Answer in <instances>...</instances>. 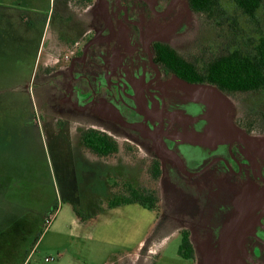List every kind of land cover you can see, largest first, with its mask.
I'll use <instances>...</instances> for the list:
<instances>
[{
  "label": "flooded vegetation",
  "instance_id": "1",
  "mask_svg": "<svg viewBox=\"0 0 264 264\" xmlns=\"http://www.w3.org/2000/svg\"><path fill=\"white\" fill-rule=\"evenodd\" d=\"M10 2L34 12H15L9 22L26 32L12 72H27L21 87L27 94L35 91L41 109L37 114L28 106L20 130L37 131L39 115L60 161L74 167L70 193L86 189L89 198L110 195L124 180V171L111 166V159L120 162L132 143L130 151L135 149L141 166L159 161L160 180H168L184 197L181 220L166 214L160 195L165 219L158 228L166 224L161 234L183 238L186 233L196 264H264V134L228 117L240 129L233 134L208 111L205 99L182 88L186 82L203 85L186 80V59L206 53L196 43L198 36L186 34L192 19L205 22L189 0ZM51 7L56 23L43 48L41 31ZM38 57L39 65H27ZM111 138L119 144L114 155ZM95 143L101 144L100 152L94 151ZM37 171V180L49 176L47 170ZM110 176L112 186L105 182ZM80 178L87 183L78 189L73 183ZM4 196L1 192L0 200ZM38 209L31 218L22 216L24 224L17 229L22 238L34 229V221H42L40 201Z\"/></svg>",
  "mask_w": 264,
  "mask_h": 264
},
{
  "label": "rangeland",
  "instance_id": "2",
  "mask_svg": "<svg viewBox=\"0 0 264 264\" xmlns=\"http://www.w3.org/2000/svg\"><path fill=\"white\" fill-rule=\"evenodd\" d=\"M10 1L0 0V189L4 186L0 193H5L6 198L0 200V264H196L180 258L181 234L173 233L166 237L161 234L160 227L166 224L158 228L165 219L163 213L160 216V211L138 204L109 209L111 194L89 198L90 192L86 189L70 193L74 167L60 161L52 137L44 129L39 115L35 127L38 132L20 130L21 119L29 110L27 107L31 106L32 112L35 109L37 114L41 113V109L35 91L27 94L21 87L27 72H12L17 65L14 58L21 55L26 32L10 27L9 22L14 21L11 15L15 12L28 15L34 12L12 7ZM226 9L234 17L232 29L227 24L223 29L216 30L214 25L192 19L186 34L198 36L196 43L200 42L203 47H220L230 40L238 42L234 36L239 34L241 37L255 35L251 22L241 17L237 10ZM52 13L51 7L50 16L45 17L46 24L42 26L41 32L45 35L43 48L45 39H51L54 31L56 18ZM257 21V31L264 36V5ZM37 59L39 63L40 57ZM33 61L27 60L31 68ZM222 96V100H213L207 95L206 99L211 102L208 111L222 108L227 117L236 121L247 115L259 117L264 113V94ZM263 137L260 139L263 140ZM127 144L135 148L134 144ZM114 158L111 159V166H117L116 170L120 172L123 170L126 181H133L138 186L143 184L147 166H141L135 149L125 150L120 162L119 158ZM37 169L39 172L47 170L49 176L46 180H37ZM80 169L86 170L85 167ZM114 181L112 176L110 180H105L111 186ZM81 182L87 183L80 178L77 184H73L79 189ZM160 184L158 189L166 214L179 216L182 220V192L176 191L168 180H161ZM39 201L44 206L42 221H34V229L30 228L31 233L24 239L17 232L18 225L24 224L23 215L31 218V211L38 209ZM76 206L81 209L83 217L89 218L85 223ZM147 255L151 256L147 258Z\"/></svg>",
  "mask_w": 264,
  "mask_h": 264
},
{
  "label": "trees",
  "instance_id": "3",
  "mask_svg": "<svg viewBox=\"0 0 264 264\" xmlns=\"http://www.w3.org/2000/svg\"><path fill=\"white\" fill-rule=\"evenodd\" d=\"M191 9L208 24L214 25L216 30L223 29L229 24L233 27V16L227 7H231L252 23L255 35L241 37L238 42L230 40L222 46L204 47L205 55H198L186 59V80L191 83L210 85L216 87L229 97L245 94H264V36L258 32L259 22L257 16L264 5V0H189ZM227 22V23H226ZM233 24V25H232ZM234 30V29H233ZM262 31V30H261ZM239 32V29H238ZM241 33V32H239ZM204 66V68H202ZM187 76H191L188 78ZM240 124L248 128L250 132L264 134V113L258 117L247 115L240 121ZM94 151H101V144L95 143ZM132 146L126 144V150L130 151ZM119 151V144L110 139V154L114 155ZM162 169L160 162L155 165H148L145 172L143 184L138 186L134 182L121 180L113 187L108 208L138 204L143 208L159 211L161 200L159 189L156 186L160 183ZM153 177L156 180H146ZM159 188V187H158ZM83 223L89 218L83 217L78 211ZM179 256L185 260L194 259V249L188 236L184 233Z\"/></svg>",
  "mask_w": 264,
  "mask_h": 264
},
{
  "label": "water",
  "instance_id": "4",
  "mask_svg": "<svg viewBox=\"0 0 264 264\" xmlns=\"http://www.w3.org/2000/svg\"><path fill=\"white\" fill-rule=\"evenodd\" d=\"M182 88L186 92L191 93L193 96H199V97H202L203 99H205L207 101V105H209V103H211V102H209V99H206L207 95L211 96L213 98V100H216V99L222 100L223 99L222 94L216 88L208 86V85H193V84H189L186 82V83H182ZM210 112L214 115V117L217 120L221 121L222 124L226 126V129L229 130V128H231L233 131V134H235V135L240 134V130L235 126H232L231 120L227 117L226 114L223 113L222 108L215 107ZM227 126L229 128H227Z\"/></svg>",
  "mask_w": 264,
  "mask_h": 264
},
{
  "label": "crops",
  "instance_id": "5",
  "mask_svg": "<svg viewBox=\"0 0 264 264\" xmlns=\"http://www.w3.org/2000/svg\"><path fill=\"white\" fill-rule=\"evenodd\" d=\"M64 48V47H63ZM33 61V60H32ZM33 63V66L34 67H36L37 65H39L40 64V61H39V63H38V59L36 58V61H33L32 62ZM148 256H151V255H147V258H148ZM146 258V257H145ZM144 264V263H143Z\"/></svg>",
  "mask_w": 264,
  "mask_h": 264
},
{
  "label": "bare ground",
  "instance_id": "6",
  "mask_svg": "<svg viewBox=\"0 0 264 264\" xmlns=\"http://www.w3.org/2000/svg\"><path fill=\"white\" fill-rule=\"evenodd\" d=\"M233 125H234V124H233ZM239 130H240V129H239ZM258 211H259V210H258ZM229 227H230V226H229ZM229 227H228V228H229ZM230 229H231V228H230ZM248 229H249V228H248ZM250 229L252 230V228H250ZM236 231H237V230H236ZM232 232H233V231H232ZM230 234H231V233H230ZM234 235H235V234H234ZM227 236H228V235H227Z\"/></svg>",
  "mask_w": 264,
  "mask_h": 264
},
{
  "label": "built area",
  "instance_id": "7",
  "mask_svg": "<svg viewBox=\"0 0 264 264\" xmlns=\"http://www.w3.org/2000/svg\"><path fill=\"white\" fill-rule=\"evenodd\" d=\"M47 222V221H46Z\"/></svg>",
  "mask_w": 264,
  "mask_h": 264
}]
</instances>
